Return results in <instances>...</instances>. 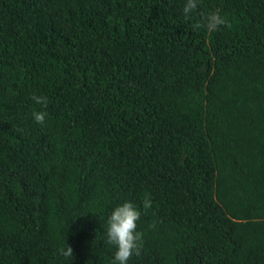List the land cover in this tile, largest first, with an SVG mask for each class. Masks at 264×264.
<instances>
[{"label": "trees", "instance_id": "obj_1", "mask_svg": "<svg viewBox=\"0 0 264 264\" xmlns=\"http://www.w3.org/2000/svg\"><path fill=\"white\" fill-rule=\"evenodd\" d=\"M182 5L0 0V264H110L125 199L129 264H264V0Z\"/></svg>", "mask_w": 264, "mask_h": 264}, {"label": "clouds", "instance_id": "obj_2", "mask_svg": "<svg viewBox=\"0 0 264 264\" xmlns=\"http://www.w3.org/2000/svg\"><path fill=\"white\" fill-rule=\"evenodd\" d=\"M200 0H183L182 12L185 17L190 16L198 8ZM228 22L227 16L219 10H213L205 16V27L209 32L218 30ZM31 99L40 107L32 113L37 123L46 120L47 113L44 110L48 104V97L44 94L32 93ZM151 206V201L145 199L143 208ZM141 216V209L132 200L125 199L116 203L108 212L104 237L108 244L113 245V253L110 264H129L130 257L139 250L142 242V232L138 230L137 222ZM58 254L71 264L74 258L73 247L66 242L58 248Z\"/></svg>", "mask_w": 264, "mask_h": 264}, {"label": "bare ground", "instance_id": "obj_3", "mask_svg": "<svg viewBox=\"0 0 264 264\" xmlns=\"http://www.w3.org/2000/svg\"><path fill=\"white\" fill-rule=\"evenodd\" d=\"M48 172V171H47Z\"/></svg>", "mask_w": 264, "mask_h": 264}]
</instances>
